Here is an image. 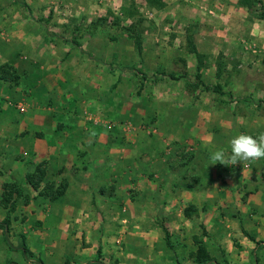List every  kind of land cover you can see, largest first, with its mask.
I'll return each mask as SVG.
<instances>
[{
  "label": "rangeland",
  "instance_id": "374dc122",
  "mask_svg": "<svg viewBox=\"0 0 264 264\" xmlns=\"http://www.w3.org/2000/svg\"><path fill=\"white\" fill-rule=\"evenodd\" d=\"M156 2L0 0V199L4 186L22 188L8 238L16 246L23 235L32 254L26 261L9 250L0 229V264H199L197 242L215 262L239 264L229 251L242 237L257 246L251 264H264V239L246 232L236 211L249 227L261 215L249 206L242 175L251 161L212 164L198 143L264 132V39L256 41L264 0ZM45 75L57 79L53 116L68 129L86 128L77 144L67 141L76 147L71 158L41 159L35 136L1 127L5 118L32 122ZM234 117L242 120L229 127ZM38 166L46 175L35 191L26 176ZM218 176L236 177L238 188L222 192L243 206L223 196L216 206L201 203ZM172 180L185 188L173 189ZM49 183L53 192L65 189L55 201L39 195ZM182 191L185 198L168 203L169 192ZM5 216L0 203V222Z\"/></svg>",
  "mask_w": 264,
  "mask_h": 264
},
{
  "label": "crops",
  "instance_id": "0c3cea01",
  "mask_svg": "<svg viewBox=\"0 0 264 264\" xmlns=\"http://www.w3.org/2000/svg\"><path fill=\"white\" fill-rule=\"evenodd\" d=\"M263 36H264V34H262L261 37L258 36V38H256L257 43H259V44L263 43V39H264ZM56 80L57 79H55V78L52 79L51 75H45L44 78H42L41 81H39L36 84V86H35L36 87L35 88L36 94H37V96L43 95V100H42V104H40V103L37 104L38 105L37 106L38 110L36 111L37 113L34 116V118L32 119V122L30 124H27L26 122H21V123L17 124L11 118H5L4 122H3V120L1 121V123H2L1 127L5 128L4 125H7L8 128H10V129H13L16 131L18 130L19 132L21 130L22 132H20V133H23L25 135L35 136L34 142L39 147L38 151H40L39 152L40 155L39 154L38 155L40 156L41 159L54 158V157L55 158H62L63 156H67L70 158L73 157L71 154L73 153V150L76 149V147H73V146L67 144V141L69 140V138H71V139H74L76 141V144H77L78 141H80L83 138V135L85 134L83 132L84 131L86 132V128L84 127V125L81 126L82 129H79L80 131L77 128L68 129L69 128L68 123H67V126L65 127V123L58 122V119H56L55 115L53 116V109H54L53 107L56 106L55 104L57 103V100L59 99V97H58L59 95L57 97L56 96L51 97L52 95L50 94V91H53L55 94V90H54L55 87L54 86H55ZM46 86L48 89H46ZM45 89H46V91H44ZM44 92H45V96H44ZM44 106L48 107V109L43 108ZM39 107H41L43 109L40 110ZM38 112L40 114H38ZM49 114H50V116H49ZM51 116H53L54 119H52ZM198 120L199 121L202 120L201 114L198 117ZM241 120H242L241 118H235V117L230 118L229 121L226 122V124L229 125V127L233 126V125L237 126ZM67 121L69 122V121H71V119L69 118V119H67ZM67 121H65V122H67ZM207 121H209V120H207ZM72 124L73 123L71 122L70 125H72ZM222 125H224V123H222ZM28 127H31L32 129H30ZM224 134H228V133H224ZM251 135L253 137L257 136V134H251ZM234 136H236V133L232 137L228 136L227 140L222 144H221V141L214 142L210 138L198 139V141H199L198 143H199V146L204 147V150L209 148V150H207V151L210 154L212 152L218 150V149H225V150L230 151L229 142ZM62 139H63V141H66V144H65V142H62ZM46 145H48L49 147ZM45 147H47L46 151H44ZM41 149H43V150H41ZM197 152H198V154H200L202 151L197 150ZM249 165H252L251 169L242 170V175H244V177L247 178L245 183H248V185H249V187H248L249 191L247 192V193H249V196H248L247 201L249 203V206H251L253 208L254 213L258 212V214H261V215L255 216V214H253L254 216L252 215L251 216L252 219L250 220L251 226L249 227L248 223H247L248 222V219L246 216L247 214L244 213V210L241 207H237L236 211L238 210V211H240L239 213H241V215H240L241 219L240 220L242 222L244 221L243 226L246 227V228H244V230L246 232H248L249 230L250 231H259L260 232V234H259L260 238L264 239V158H262L258 161H251V163ZM244 171H246V172H244ZM235 179H236V177L235 178L234 177H230V178L226 177L223 180L219 176H218V178L212 177L211 185L209 184V185L205 186L204 188H208V190L212 189L215 192L210 191V190L207 191V195L212 194L211 200H210L209 196L203 195L204 193H202L201 203L208 201L207 202L208 204L213 203L214 206H216L218 204V201L221 200L220 197L223 196L222 198L226 199L225 203L228 204L229 206H231V205L243 206L242 202L235 196V193L234 194H227L226 192H222L223 189H233L234 187L238 188L239 185L237 186ZM178 181L172 180L171 185L173 186V189L176 186H177L176 187L177 189L178 188L184 189L185 185H183V182L180 180L179 181L180 183H179ZM175 182L177 184H174ZM242 187H244L245 190L247 189L246 184ZM200 188H203V187L200 186ZM185 194L186 193L184 191H182V192H180V194H176V195L172 192H169L168 193V203L171 200V202L174 201L173 204H175L177 202L176 199H179V197H181L182 199L185 198L186 197V196H184ZM239 202H241V203H239ZM246 206H247V203H246ZM214 213L216 214V212H213V214ZM215 231H217V230H214V234H215ZM221 233H224V230ZM184 237L187 238L186 234L184 235ZM184 244H186V245L188 244L187 246L191 247L189 239H185ZM239 247L240 248H238V249L235 248V251L233 250V248H231V250L229 251L230 253L235 252V255L238 259L239 264H251L252 262H256V260H257L256 258H259L257 255V246L253 242H251L249 240L247 241L246 237H242ZM192 248L193 247H191V249ZM258 252H261V251H258ZM176 256H177V254H176ZM260 256H262V259L264 261V251L260 253ZM260 261H261V258H260Z\"/></svg>",
  "mask_w": 264,
  "mask_h": 264
},
{
  "label": "trees",
  "instance_id": "16d2710c",
  "mask_svg": "<svg viewBox=\"0 0 264 264\" xmlns=\"http://www.w3.org/2000/svg\"><path fill=\"white\" fill-rule=\"evenodd\" d=\"M155 5L158 4V0H151V2H155ZM139 39V38H138ZM73 44V42H72ZM76 48L81 49V47L78 44H73ZM136 50L138 52H140L141 50V43L139 42V40H136ZM169 77L173 80H178L177 78H175L173 75H169ZM197 77H199V75H197ZM200 84L204 87V89H209L211 91H213L214 94L217 95H222V88L221 86H215V87H210L208 85L203 84L200 81ZM36 172L35 173H31V174H27L26 176V181L27 183L35 190L38 191L41 183L43 182V179L45 178V169H41L39 166L36 168ZM38 172V173H37ZM44 191H40L39 195L45 197L47 200L49 201H55L58 198H60L63 194L65 189H56L55 192L52 191L53 186L51 183L46 184L44 186ZM23 190L22 188L11 184L9 187L8 186H4L3 189V193L0 199V203L2 205V207L4 209H6V216L4 217V219L0 222V229L1 234H2V238L3 241L5 243V245L7 246V248L11 251H21L22 254L25 256L26 261L28 260L29 257H32L31 252L29 251L27 244H26V239L23 235H21L19 237V240L17 241L16 246H12V244L9 241L8 238V227L10 225V214L13 213L17 207V200H19L20 198L23 197ZM186 214L188 213L187 210ZM189 214V213H188ZM197 249H196V253L195 255V260L199 263V264H208L209 262L215 263V264H219L218 262H215L214 260H212L211 256L209 255L205 245L201 242H197ZM27 254L29 255V257L27 256ZM99 257V255L97 256ZM6 264H16L13 262H8ZM35 264H43L42 261L37 260L35 261Z\"/></svg>",
  "mask_w": 264,
  "mask_h": 264
},
{
  "label": "clouds",
  "instance_id": "9594fccd",
  "mask_svg": "<svg viewBox=\"0 0 264 264\" xmlns=\"http://www.w3.org/2000/svg\"><path fill=\"white\" fill-rule=\"evenodd\" d=\"M230 151L218 149L211 153L212 164L237 165L241 161H258L264 158V132L256 137L239 133L230 142Z\"/></svg>",
  "mask_w": 264,
  "mask_h": 264
}]
</instances>
